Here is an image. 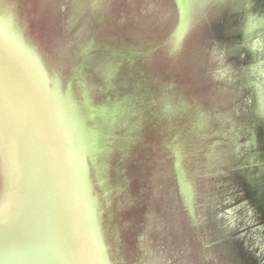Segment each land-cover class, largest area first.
Listing matches in <instances>:
<instances>
[{
    "label": "water",
    "instance_id": "1",
    "mask_svg": "<svg viewBox=\"0 0 264 264\" xmlns=\"http://www.w3.org/2000/svg\"><path fill=\"white\" fill-rule=\"evenodd\" d=\"M0 264H264V0H0Z\"/></svg>",
    "mask_w": 264,
    "mask_h": 264
},
{
    "label": "clouds",
    "instance_id": "2",
    "mask_svg": "<svg viewBox=\"0 0 264 264\" xmlns=\"http://www.w3.org/2000/svg\"><path fill=\"white\" fill-rule=\"evenodd\" d=\"M253 18H255L254 16H252V15H249L248 17H247V23L249 24V22L253 19ZM196 24H197V22H195V21H190L189 22V30H191V28H194L195 26H196ZM180 47H181V43L179 42V41H177L176 43H175V45H174V51H179L180 50Z\"/></svg>",
    "mask_w": 264,
    "mask_h": 264
}]
</instances>
